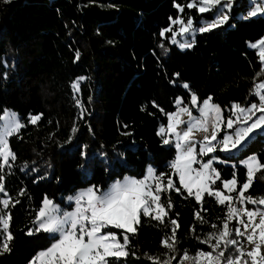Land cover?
I'll return each mask as SVG.
<instances>
[{"label": "trees", "instance_id": "trees-1", "mask_svg": "<svg viewBox=\"0 0 264 264\" xmlns=\"http://www.w3.org/2000/svg\"><path fill=\"white\" fill-rule=\"evenodd\" d=\"M189 2L0 0V122L11 109L26 125L9 138L16 160L0 169L15 205L7 210L12 217L11 250L0 253V264H29L53 242L50 234L36 232L33 223L45 197L72 209L65 197L79 189L96 186L105 191L126 176L143 177L149 164L157 175L172 172L176 150L162 143L158 131L167 124L166 113L176 111L178 97L183 104L189 103L190 92L200 102L211 97L225 119L233 104L259 101L254 88L263 66L250 43L264 39V14L246 17L253 0H234L225 24L196 32L193 47L182 49L171 42L172 32L161 36L170 26L174 32L171 19L191 17L194 27H200L217 12L201 14L187 8ZM80 77L86 79L76 92L72 84ZM185 83L188 89L182 87ZM77 100L85 109L83 117ZM32 115H41L35 125L28 122ZM253 154L264 163V132H254L239 152L217 151L203 159L219 157L213 167L222 180L235 172L239 188L246 178L241 161ZM172 178L180 187L178 176ZM215 187L222 188L219 180ZM246 194L264 196V171L256 174ZM186 196L162 194V202L170 197L173 204L169 218L179 224L174 252L161 243L170 235L168 218L160 224L141 215L137 232L129 234V256L110 264H157L149 256L160 261L175 256L171 264H178L185 251L189 256L209 251L201 240L215 231L211 224L220 226L226 207L205 194L201 211ZM195 211L207 223L201 224ZM113 230L120 235L121 230Z\"/></svg>", "mask_w": 264, "mask_h": 264}, {"label": "snow or ice", "instance_id": "snow-or-ice-1", "mask_svg": "<svg viewBox=\"0 0 264 264\" xmlns=\"http://www.w3.org/2000/svg\"><path fill=\"white\" fill-rule=\"evenodd\" d=\"M233 3L234 0H190L186 5L189 9L197 8L203 14L219 7L220 13L211 22L200 27H194L191 17L187 18V22L180 17L171 19V25H180L178 33L173 32L170 26L161 32V36L172 32L173 44L182 49L191 48L195 32L211 31L229 20L227 13L233 7ZM175 6L183 13L184 8L180 4ZM258 14H264V0L259 2L253 0L248 12L249 17ZM178 34L191 36L192 42L188 39L180 42L176 39ZM251 47L258 49V59L264 65V39ZM75 57L78 60L80 53L76 52ZM175 75L179 76V73ZM84 79L86 78L80 77L72 84L76 92H79L80 82ZM182 87L188 89L189 85L185 83ZM254 93L259 97V103H251L247 107L233 104L227 120H224L220 106L212 103L211 97L200 102L197 95L191 93L189 101L191 107L181 106L183 98L178 97L174 102L176 111L166 113L167 124L162 125L158 131V135L163 138L162 143L172 144L176 150L175 158L170 163L172 169L170 173L157 175L155 170L149 167L143 178L126 177L123 181L110 185L105 191L96 186L89 187L67 198L72 206L71 210L62 209L53 200L45 197L33 223L36 232L50 234L53 242L33 257L29 264H110V260L116 262L127 258L129 234L137 232L141 215L160 224H164L168 218L171 225L170 235L163 237L161 243L166 250L174 252L179 224L176 219L169 218V211L173 208L170 197L166 202H162V194L166 195L172 191L181 194L186 192V198H194L201 211L205 194L226 207L220 226L211 224L210 227L215 231L207 233L201 240V243L210 246V250H199L194 256H189L185 251L180 264H185L186 261H192V264H264V253L261 252L264 246V196L254 198L245 195L252 186L256 174L264 171V163H261L255 154L241 161L246 168V178L237 191L238 180L235 172L231 179L222 180L220 172L213 167V161L219 160V157L213 155L206 162L198 159V156H207L217 151L229 155L239 152L252 138L254 132H264V82L255 85ZM77 104L80 105L79 100ZM193 109L198 110V116L193 115ZM80 110L83 117L85 114L83 105H80ZM7 111L5 110L6 116ZM185 114L187 120L182 119ZM40 119L41 115H32L28 122L35 125ZM24 127L26 125L15 115L4 125V130L0 133L2 161L0 169L4 166L10 167V161L16 160V155L9 145V138L13 134H18ZM76 131L74 127L72 133ZM222 131L226 134L218 139ZM197 132L204 133L199 140L196 139ZM197 164L199 167H194ZM24 167L27 168V164ZM174 175L178 176L180 187L176 186L172 178ZM218 180L222 188L215 187ZM232 193L236 195L233 196ZM0 194L7 197L0 199V253H3L11 250L9 245L14 237L9 230L11 213L7 210L10 205L15 206L5 192L3 176H0ZM249 204L254 207L250 209L247 206ZM201 211H195L194 217L201 224L207 223ZM233 221L236 224L230 227ZM113 229L121 230L120 235L118 236L117 231ZM191 230L195 232L194 226ZM32 234L30 230L28 235ZM196 239L200 240V237L197 236ZM245 243L251 246L250 250H245ZM149 259L156 261L157 264H171L176 257L171 256L163 261H160L159 257L149 256Z\"/></svg>", "mask_w": 264, "mask_h": 264}, {"label": "rangeland", "instance_id": "rangeland-1", "mask_svg": "<svg viewBox=\"0 0 264 264\" xmlns=\"http://www.w3.org/2000/svg\"><path fill=\"white\" fill-rule=\"evenodd\" d=\"M257 2H259V0H257ZM219 13H220V9H219V7L217 8V12H216V14H215V17L217 16V15H219ZM228 14V13H227ZM229 15V14H228ZM246 17H249L248 16V13H246V14H244ZM258 15H260V14H258ZM257 16V15H256ZM212 20H210V21H203V23L201 24V26L202 25H205V24H207V23H209V22H211ZM185 22H187V21H185ZM193 25H194V23H193ZM179 27H180V25L179 24H177V25H175L174 26V32H177L178 33V29H179ZM195 34H196V32L193 34L194 36H195ZM176 39L177 40H179L180 42H184V40L185 39H188V41L189 42H192V37L191 36H188V37H185V36H182V35H177L176 36ZM259 42V41H258ZM253 44H256V43H250V46L251 45H253ZM263 66V69H262V73H261V76H262V79L258 82V83H260V82H264V65H262ZM259 99V97L257 96V100ZM254 103H259V101H256V102H254ZM217 105V104H216ZM247 106H249V105H246V106H243V107H247ZM6 110H8L7 111V116L5 115V112L3 113V115H2V119H1V122H0V133H2L3 132V130H4V125L8 122V120H10L12 117H13V115H15L16 117H18L19 118V120H20V122H21V119H20V117H19V115H18V113H16L14 110H11V109H6ZM257 115H259V113H257ZM255 119V118H254ZM224 120H227V119H225L224 118ZM232 130H227V132H231ZM226 134V132L225 131H223V134L222 135H219V137H218V139H220V138H222L223 137V135H225ZM204 135V133H202V132H197L196 133V139L197 140H199L200 138H202V136ZM199 150V145H197V151ZM235 153V152H234ZM210 154H212V153H210ZM199 157V156H198ZM203 157L204 156H202V157H199L200 158V161H202V162H206L207 160H204L203 159ZM215 161H218V160H215ZM214 162V161H213ZM10 165H11V161H10ZM149 167H151L152 169H154L155 170V173H156V169L154 168V166L153 165H151V164H149L148 166H147V169L149 168ZM194 167H199V164H197V165H194ZM147 169H146V172H147ZM146 172H145V174H146ZM144 174V175H145ZM157 174V173H156ZM126 177H134V176H126ZM126 177H124L123 179H120V180H118V181H123ZM134 178H137V179H139L138 177H134ZM141 178H143V177H141ZM115 182H117V181H115ZM115 182H113L112 184H114ZM111 184V185H112ZM90 187H92V186H90ZM80 190V189H79ZM106 190H108V188L106 189ZM239 190V188H237V191ZM78 191V190H77ZM77 191H76V193H74V194H72V195H69V196H67V197H65V199H66V202L67 203H69V201H68V197H70V196H74V195H76L77 194ZM103 191V190H102ZM225 194H227V192L225 193ZM232 195L233 196H235L236 195V193H232ZM245 195H247L246 193H245ZM3 198H5V197H3ZM2 198V199H3ZM54 203L55 204H58V205H60V207L62 208V209H65V210H71V209H66V208H64L60 203H57V202H55L54 201ZM237 207H239V205H236ZM250 209L251 208H253L254 206H252V205H247ZM257 220H258V218H257ZM244 247H245V250L247 251V250H250V248H251V246L250 245H248V244H246L245 243V245H244ZM261 252L262 253H264V246H262V248H261ZM178 264H180V261H179V263ZM185 264H192V261H186L185 262Z\"/></svg>", "mask_w": 264, "mask_h": 264}, {"label": "crops", "instance_id": "crops-1", "mask_svg": "<svg viewBox=\"0 0 264 264\" xmlns=\"http://www.w3.org/2000/svg\"><path fill=\"white\" fill-rule=\"evenodd\" d=\"M184 105H188L189 107H191V105H190L189 103H188V104H182L181 106H184ZM220 108H221V107H220ZM221 109H222V108H221ZM193 115H194V116H198V115H199L198 110L193 109ZM223 118H224V114H223ZM182 119L187 120V119H188L187 114L183 115V116H182ZM164 126H166V125H164ZM182 127H183V126H182ZM171 145H172V144H171ZM198 159L200 160L199 157H198ZM88 188H89V187H88ZM85 189H87V188L80 189V190L77 191V193L80 192L81 190H85ZM75 193H76V192H75Z\"/></svg>", "mask_w": 264, "mask_h": 264}, {"label": "built area", "instance_id": "built-area-1", "mask_svg": "<svg viewBox=\"0 0 264 264\" xmlns=\"http://www.w3.org/2000/svg\"><path fill=\"white\" fill-rule=\"evenodd\" d=\"M192 92H190V94H191Z\"/></svg>", "mask_w": 264, "mask_h": 264}]
</instances>
